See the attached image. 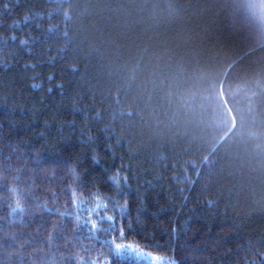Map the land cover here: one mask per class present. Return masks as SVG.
Here are the masks:
<instances>
[{"label":"trees","instance_id":"trees-1","mask_svg":"<svg viewBox=\"0 0 264 264\" xmlns=\"http://www.w3.org/2000/svg\"><path fill=\"white\" fill-rule=\"evenodd\" d=\"M250 3L0 0V264H264Z\"/></svg>","mask_w":264,"mask_h":264},{"label":"snow or ice","instance_id":"snow-or-ice-1","mask_svg":"<svg viewBox=\"0 0 264 264\" xmlns=\"http://www.w3.org/2000/svg\"><path fill=\"white\" fill-rule=\"evenodd\" d=\"M93 159H95V157ZM111 180L117 187H119L121 182V177L119 174L114 175ZM123 180L125 182L127 181L126 178H123ZM127 207V201H125V203L122 205L118 204L117 210L121 216L126 213ZM117 232L119 233L118 236L114 233L112 239L105 242L109 246L110 255L107 259L102 261V264H116V261L121 262L128 257H134L138 262L145 261L147 264H152V262L158 260L157 257L136 246L135 243L123 242L127 236V231L125 229L121 227L116 231V233ZM170 264H174V262H170Z\"/></svg>","mask_w":264,"mask_h":264},{"label":"clouds","instance_id":"clouds-1","mask_svg":"<svg viewBox=\"0 0 264 264\" xmlns=\"http://www.w3.org/2000/svg\"><path fill=\"white\" fill-rule=\"evenodd\" d=\"M246 9L253 22L258 27L264 28V7H261L260 3H250L246 5Z\"/></svg>","mask_w":264,"mask_h":264},{"label":"rangeland","instance_id":"rangeland-1","mask_svg":"<svg viewBox=\"0 0 264 264\" xmlns=\"http://www.w3.org/2000/svg\"><path fill=\"white\" fill-rule=\"evenodd\" d=\"M141 249H142V248H141ZM142 250H143V249H142ZM144 251H145V250H144ZM146 252H148V251H146ZM149 253H150V252H149ZM150 254L158 258V260L155 261V262H152V264H170L168 261H166L165 258H163V257H161V256H158V255H156V254H153V253H150ZM144 262H145V261H144ZM145 263L147 264V262H145Z\"/></svg>","mask_w":264,"mask_h":264}]
</instances>
